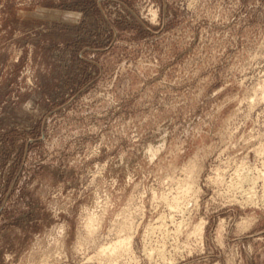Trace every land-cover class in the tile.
Masks as SVG:
<instances>
[{"label": "rangeland", "instance_id": "1", "mask_svg": "<svg viewBox=\"0 0 264 264\" xmlns=\"http://www.w3.org/2000/svg\"><path fill=\"white\" fill-rule=\"evenodd\" d=\"M0 264H264V0H0Z\"/></svg>", "mask_w": 264, "mask_h": 264}, {"label": "bare ground", "instance_id": "2", "mask_svg": "<svg viewBox=\"0 0 264 264\" xmlns=\"http://www.w3.org/2000/svg\"><path fill=\"white\" fill-rule=\"evenodd\" d=\"M260 156V155H258ZM247 167V166H246ZM250 167V166H249ZM247 169V168H246ZM250 179V178H249ZM248 179V180H249ZM127 238L121 239L120 237H117L115 242H113L108 247H103L99 253L100 254H114L116 252L123 253L126 252V245H127Z\"/></svg>", "mask_w": 264, "mask_h": 264}]
</instances>
